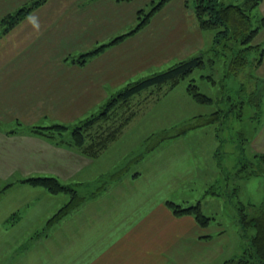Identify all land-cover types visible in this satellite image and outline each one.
Segmentation results:
<instances>
[{
	"label": "rangeland",
	"instance_id": "obj_1",
	"mask_svg": "<svg viewBox=\"0 0 264 264\" xmlns=\"http://www.w3.org/2000/svg\"><path fill=\"white\" fill-rule=\"evenodd\" d=\"M36 1L0 0V68L23 69L26 72L48 66L59 68L64 67L59 56H77V62L82 66L88 65L87 68L121 71L114 79L113 75L109 76L113 82L119 83V88L105 94L101 102L98 100L99 106L87 109L84 107L88 101L85 105L79 102V107L73 110L84 113L82 117L75 123L55 124L70 129L79 126L86 118L102 110L129 84L164 71L180 60L203 54L206 62L205 67L195 70L174 85L167 83L144 90L130 98L125 105L113 107L106 120L90 129L92 136L86 137L85 146L88 143L96 144L89 155L94 160L98 159L96 172L100 175L96 180L93 178V182H61L75 188L80 195H86L95 189L93 187L99 183L101 176L127 166L130 174L142 173L144 178L139 188L143 187L145 194L183 206L200 202L203 212L212 218V227L220 229L213 230V233L219 238L216 247H225L224 258L229 257L230 253H236L235 257L242 252L248 242L241 237L236 225L238 203L248 204L249 199L261 203L264 198V184L261 187L258 182L260 178L264 182L263 177L241 180L233 176L246 161H252L257 155L255 150L254 154L252 152V139L256 138L255 128L264 123V58L259 66L256 63L260 50H252L247 65L226 77L228 66L225 65V55H231V46L235 49L242 47L235 45L236 41L226 42V49L221 43L215 45L217 29L201 27L195 11L196 0H46L45 4L30 11L19 26H15L14 31L7 35L5 32L11 23H7L6 18ZM224 1L235 4L239 0ZM158 5H162L159 10ZM254 14L252 28L257 27L259 19L263 18L260 13L258 18ZM41 22L52 25L41 27ZM251 44H261L264 49L262 29ZM3 70L6 72V69ZM189 86H196L199 92L213 101L196 103L188 93ZM26 99L24 102L12 100L14 105L12 108L9 106L8 115L12 112V115L30 118L34 116V111L42 112L45 109L44 100ZM240 102L245 103L241 117L237 114L239 106L236 105ZM260 103L261 108H256L255 105ZM233 105L235 108H231ZM230 108L232 111L227 114ZM60 111L63 118L72 114L64 107ZM213 118L219 121L209 124ZM184 130L186 133L178 135ZM70 131L68 129L59 139L69 141ZM110 133L111 136L106 138ZM71 147L87 154L84 148ZM219 165L226 168L225 174L230 182L225 174L222 175ZM180 170L194 174L186 186H179L176 182L165 185L157 180L175 175ZM228 171L233 172L232 176ZM7 174L9 178L0 179V187L5 186L0 189V194L14 185L1 184L20 178V172ZM102 183V186L108 184L110 187L117 182ZM27 186L28 189L9 193L14 192L12 196L19 197L45 196L46 192L51 194L40 186ZM57 195L65 198L61 206L69 199L68 193ZM2 198L0 196V202ZM35 205L30 204V207ZM6 206V202L0 204V213L6 210ZM13 215L16 217L13 218ZM13 215L12 219L16 220L20 212ZM37 222L24 240L29 239L31 243L41 237L47 219ZM2 236L0 257L6 243L15 237ZM207 251L213 254L214 250L207 248ZM8 258L9 253L1 261Z\"/></svg>",
	"mask_w": 264,
	"mask_h": 264
},
{
	"label": "crops",
	"instance_id": "obj_2",
	"mask_svg": "<svg viewBox=\"0 0 264 264\" xmlns=\"http://www.w3.org/2000/svg\"><path fill=\"white\" fill-rule=\"evenodd\" d=\"M258 13L264 18V0L255 10L257 18ZM50 25V22L39 24L41 27ZM14 27L5 33L9 35ZM77 58L59 56L64 67L48 66L30 72L0 68V179L9 178L7 173L15 171L20 172L18 180L52 176L64 183L79 184L93 182L100 175L96 172L98 159L29 131L32 125L75 123L84 115L73 110L79 107V102L85 105L88 101L84 108H96L100 104L98 100L101 102L105 94L119 88V83L113 82L109 76L113 75L114 79L115 75H120V69L87 68L88 65H80ZM24 98L44 100L45 109L34 111L35 117L30 118L12 115V112L9 116L11 101L24 102ZM62 107L72 114L63 118ZM255 131L252 152L254 154L255 150L257 154H264V123ZM192 176L193 173L186 174L180 170L175 175L157 180L165 185L176 182L179 186H186ZM143 178L142 173L127 174L106 192L86 201L59 224L45 230L32 244L24 237L30 234L37 220H48L65 198L47 192L45 196H12L14 192L10 191L28 189L27 184L18 183V180L1 184L14 183L0 194L3 197L0 204H7L6 210L0 213V235L15 237L6 243L0 264H223L236 254L223 257L225 247H216L219 238L213 233V230L220 229L213 228L212 222L203 228L191 215H175L166 205L168 200L145 194L143 187L139 188ZM258 182L262 187L263 179ZM248 203L259 204V201L249 199ZM30 204L36 205L31 208ZM15 212H20L16 220L11 217ZM207 248L213 249V254ZM8 253L9 258L1 261Z\"/></svg>",
	"mask_w": 264,
	"mask_h": 264
},
{
	"label": "trees",
	"instance_id": "obj_3",
	"mask_svg": "<svg viewBox=\"0 0 264 264\" xmlns=\"http://www.w3.org/2000/svg\"><path fill=\"white\" fill-rule=\"evenodd\" d=\"M45 2L46 0H38L32 3V5L24 6L18 9L15 15H10L11 17L8 16V18H6V22L11 23L8 29L10 30L12 27L17 25L29 13H31L35 7H38ZM260 3L261 0H242L241 3L238 2L235 4H227L224 0H196L195 11L197 13L201 27L217 29L214 37L215 45L221 43L226 49V42L236 41L238 43L235 42V45L242 47L235 49L233 46H231V55H225V65L228 66L225 73L226 77L236 74L247 65L248 60L250 59L248 56L252 50H260L259 58L256 60L257 65L259 66L263 61L264 49L261 48L262 45L251 44L258 32L264 28V18L259 19L260 24L257 27L252 28L254 27L253 13ZM161 6L158 5L157 10H159ZM210 61L214 62L213 59ZM205 64L206 62L203 58V54H200L189 59L180 60L164 71L133 82L121 90L117 96L112 98L102 110H100L98 113H94L89 118H86V120H84L79 126L72 129L64 125L55 124L51 126H30L29 131L30 133L43 136L55 143L68 144L70 146L74 145L79 149L84 148L87 150L86 152L88 155H86L92 158V156L89 155L90 149H95L96 144L92 143L89 145L88 141V146H85L86 137L92 136V133L89 132L90 129H92L96 123L106 120L109 116V111L113 107L117 105L120 106L121 104L125 105V102H127L130 98L144 90L162 86L167 83L174 85L181 79L193 73L195 70L205 67ZM188 93L193 98V100L199 104H207L213 101L212 98L199 92L196 86H189ZM236 105L239 106V111L237 114L239 117H241L244 111L243 109L245 107V103L240 102ZM261 105L262 104L260 103L256 104L255 106L256 108L258 107V109H260ZM231 108H235V106L233 105ZM231 108L229 111H227V114L232 111ZM227 114H225V117ZM216 119L213 118L211 121H209V124L216 122ZM193 128L195 127H192L191 129ZM68 129L71 130L70 140L65 141L63 139H59ZM183 133H186V131L184 130L178 135ZM110 136L111 133L109 136H106V138ZM106 138L104 139L103 144ZM98 143L101 144L100 142ZM100 147L101 145L96 149ZM219 167L222 170V175L225 174L226 168H223L221 165H219ZM127 168V166H122L118 172L116 171L115 173L112 172L104 174L98 180L99 183L93 187L95 189L91 190L90 193L86 195H80L75 188H72L70 185L63 184L58 178L52 176L30 177L21 180V182L33 186H40L53 195L61 193L69 194L68 201L60 206L47 220L45 230H49L59 224L61 220L81 208V206H83L86 201L96 198L106 192V190L109 188L108 184L102 186V182L110 184L125 178V176L129 174V170H127ZM232 173L230 172L231 176ZM233 176L237 179L241 178V180H247L254 176L264 177V154H257L254 156L252 161H246V163L242 165V168L237 169ZM225 178L230 182L229 177L226 174ZM166 205L177 216H193L199 226L203 228L209 226L212 220L211 217L203 212L202 204L200 202L196 205L183 206L173 201H166ZM237 209L238 215H236V225L240 229L241 237L246 239L248 245L245 244L242 252L238 253L237 256L225 261L223 264H264V198L259 204H245L240 202L238 203ZM12 217L15 218L16 216L13 215Z\"/></svg>",
	"mask_w": 264,
	"mask_h": 264
}]
</instances>
